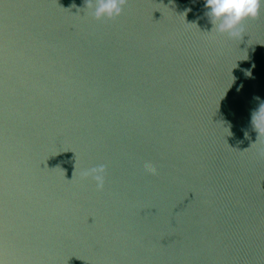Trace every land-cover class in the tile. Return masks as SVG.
I'll return each instance as SVG.
<instances>
[{
    "label": "water",
    "instance_id": "obj_1",
    "mask_svg": "<svg viewBox=\"0 0 264 264\" xmlns=\"http://www.w3.org/2000/svg\"><path fill=\"white\" fill-rule=\"evenodd\" d=\"M206 11L0 0V264H264V5Z\"/></svg>",
    "mask_w": 264,
    "mask_h": 264
},
{
    "label": "clouds",
    "instance_id": "obj_2",
    "mask_svg": "<svg viewBox=\"0 0 264 264\" xmlns=\"http://www.w3.org/2000/svg\"><path fill=\"white\" fill-rule=\"evenodd\" d=\"M90 15L96 20L116 19L121 16L128 0H86ZM264 0H205V15L210 18L213 29L220 34H226L230 39H242L245 31L244 22L258 18ZM94 11H91L93 10ZM258 99V98H257ZM252 123L259 134L264 133V104L258 112L253 113ZM247 135V133H245ZM259 158L264 159V149H260ZM146 172L157 175L158 169L149 161L144 163ZM107 166L99 164L82 171L81 177H91L97 190H103Z\"/></svg>",
    "mask_w": 264,
    "mask_h": 264
}]
</instances>
